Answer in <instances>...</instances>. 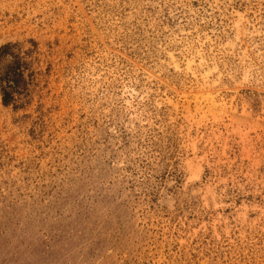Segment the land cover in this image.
Listing matches in <instances>:
<instances>
[{
	"label": "rangeland",
	"instance_id": "rangeland-1",
	"mask_svg": "<svg viewBox=\"0 0 264 264\" xmlns=\"http://www.w3.org/2000/svg\"><path fill=\"white\" fill-rule=\"evenodd\" d=\"M0 264H264V0H0Z\"/></svg>",
	"mask_w": 264,
	"mask_h": 264
},
{
	"label": "trees",
	"instance_id": "trees-1",
	"mask_svg": "<svg viewBox=\"0 0 264 264\" xmlns=\"http://www.w3.org/2000/svg\"><path fill=\"white\" fill-rule=\"evenodd\" d=\"M11 46L6 44L0 47V60L10 55ZM26 89V82L19 62L13 61L0 71V95L3 105L7 106L15 102L14 96L21 95Z\"/></svg>",
	"mask_w": 264,
	"mask_h": 264
}]
</instances>
